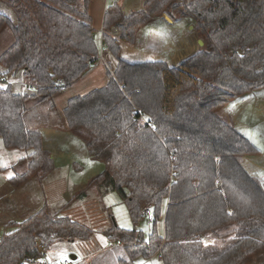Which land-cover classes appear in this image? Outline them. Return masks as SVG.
Segmentation results:
<instances>
[{"label": "trees", "instance_id": "obj_1", "mask_svg": "<svg viewBox=\"0 0 264 264\" xmlns=\"http://www.w3.org/2000/svg\"><path fill=\"white\" fill-rule=\"evenodd\" d=\"M1 1L16 15L13 23L0 14V31L8 27L13 39L0 54L3 74L21 71L35 89L26 94L0 86L2 144L27 154L26 170L8 179L10 187L41 184L54 169L41 128L25 121L32 106L48 101L64 130L82 137L105 164L88 183L116 192L133 224L151 211L147 241L111 218L107 238L130 259L160 252L163 264H264V187L242 165L243 156L260 150L218 114L264 87V0H143L128 13L110 6L101 49L89 0ZM163 14L194 23L205 47L173 66L124 61L121 43L132 44L140 27ZM112 25L117 36L108 31ZM102 52L106 63L114 61L106 83L57 108L53 97L90 71ZM7 224L12 230L0 237V264H34L53 242L92 234L47 205Z\"/></svg>", "mask_w": 264, "mask_h": 264}, {"label": "rangeland", "instance_id": "obj_2", "mask_svg": "<svg viewBox=\"0 0 264 264\" xmlns=\"http://www.w3.org/2000/svg\"><path fill=\"white\" fill-rule=\"evenodd\" d=\"M0 3L6 5L4 1L0 0ZM141 6V0H121L120 2V9L125 13L130 10H138ZM2 14L4 15V13ZM112 28H116V26L112 25L108 30L109 33L112 36H117V28V33L112 31ZM103 32L104 26L100 29V36L98 33H93L94 39L98 43L101 41L100 49L104 48L101 39ZM199 39L201 38L194 23L188 19L169 22L163 18V15H160L138 29L132 44L121 43L120 57L127 62L150 60L155 57L159 58L157 60L163 61H167V59L173 62L181 61L205 47L204 42L199 45ZM12 40L9 28H3L0 31V54L6 50ZM105 60H107L105 52L100 53L99 60L90 71L53 97L55 106L63 108L67 99L85 95L95 88L102 87L107 81L106 69L112 73L114 63L110 59H108L110 63H106ZM4 71L5 68L0 65V86L10 84L13 92L34 93L35 89L31 88L28 82L22 78L21 71L5 75ZM4 81L6 83L2 84ZM255 92L264 97V88L256 89ZM25 121L29 127L40 129L48 126L60 133L67 132L53 115L48 101L32 106L27 111ZM43 122L46 125L41 127ZM79 138L82 140L79 149L78 145L73 143H71L70 149L67 146H62V142H68L63 139L58 143L52 141L54 146L51 148H45L42 142V147L49 152L53 162L54 158H62L61 152L65 155H70L73 152L74 162H71V170L67 172L66 170H54V166V169L42 180L41 184L35 180H29L19 190H13L10 187L8 178L26 170L27 154L16 149H6L0 138V200L2 201L0 204V237L12 230L7 222H20L47 205L52 212L69 216L89 227L92 234L88 240L53 242L46 252L45 259H40L42 262L38 259L33 262L34 264H63L64 260H67L69 264H125L126 262L132 264L140 257L128 258L124 247L114 245L115 242L112 244V241L108 240L105 233L106 228L111 225L112 218L120 228L140 230L142 239L146 241L151 234L152 217L144 215L137 224H133L126 204L116 192H102L97 181L88 183L89 180L101 173L105 164L100 159L93 158L86 148V141L82 137ZM98 188L101 189L100 192ZM61 206L64 209L61 210ZM157 229L160 234L163 233V222L158 223ZM71 255H75L76 259H72ZM159 264L163 263L160 261Z\"/></svg>", "mask_w": 264, "mask_h": 264}, {"label": "crops", "instance_id": "obj_3", "mask_svg": "<svg viewBox=\"0 0 264 264\" xmlns=\"http://www.w3.org/2000/svg\"><path fill=\"white\" fill-rule=\"evenodd\" d=\"M120 2L121 0H89L88 12L91 19V27L93 29L94 34L98 33V36H100V29L103 27L104 15L107 7L118 6L120 8ZM142 3L143 0H141V5ZM0 9L1 14H6L5 16L9 17L13 23H16V15L8 4L4 5V3H0ZM157 59L159 58L155 57L153 60ZM165 62L173 66L178 64L180 61L173 62L170 61V59H167V61ZM255 91L256 89L240 97H237L229 103L225 104L222 108L218 110V114L227 122H229L237 131L243 134L253 145H255L260 150L258 155L243 156L242 165L246 169V171L264 187V97H262ZM40 131L42 134V142L45 148H51V146H54V142L52 141L58 143L59 140L62 139L68 141L67 143L62 142V146H67V148L69 149L71 143L75 144L76 146L78 145V149L79 146H81L82 140L70 131H67L66 133H60L55 129L48 127L41 128ZM61 154L62 158H54V170H66L67 172L71 170L70 165L74 159L73 152H71L70 155H65V153L63 152H61ZM68 198L70 200V197ZM62 206L60 208L61 210L64 209V207ZM109 228H111V225L108 226V228L106 229L108 230ZM102 233L104 232L102 231ZM111 243L113 244L114 242ZM114 245L121 246L119 242H115ZM124 252L126 253L125 250ZM126 255L128 258H130L127 253ZM72 256H74L76 259L75 255ZM125 259L127 258L125 257ZM160 261L161 259H159L156 255H153L148 259L140 258L138 259V261L132 262V264H141V262H143V264H153V262L154 264H159ZM125 264H131V262H126Z\"/></svg>", "mask_w": 264, "mask_h": 264}, {"label": "built area", "instance_id": "obj_4", "mask_svg": "<svg viewBox=\"0 0 264 264\" xmlns=\"http://www.w3.org/2000/svg\"><path fill=\"white\" fill-rule=\"evenodd\" d=\"M112 31H114L115 33H117L116 28H112ZM100 44H101V41H100ZM101 45H102V44H101ZM3 83H6V81H4ZM56 84H58V85H62V84H63V83H62V80H61V79L56 80ZM145 216H147V217H150V216H151V211H150L149 209L146 210V212H145ZM45 255H46V253L42 255V258H41V259H45ZM156 256H157L159 259H161V257H162L160 252H157V253H156ZM21 264H22V263H21ZM42 264H44V263H42ZM63 264H69V262H68L67 260H64Z\"/></svg>", "mask_w": 264, "mask_h": 264}, {"label": "water", "instance_id": "obj_5", "mask_svg": "<svg viewBox=\"0 0 264 264\" xmlns=\"http://www.w3.org/2000/svg\"><path fill=\"white\" fill-rule=\"evenodd\" d=\"M163 18H164L166 21L172 22V20H171L167 15H165V14H163ZM190 27H192V26H190ZM198 43H199V45H202V44H203V41H202L201 39H199V40H198ZM71 256H72V255H71ZM71 258H72V259H75L74 256H72Z\"/></svg>", "mask_w": 264, "mask_h": 264}, {"label": "snow or ice", "instance_id": "obj_6", "mask_svg": "<svg viewBox=\"0 0 264 264\" xmlns=\"http://www.w3.org/2000/svg\"><path fill=\"white\" fill-rule=\"evenodd\" d=\"M141 264H143V262H141ZM153 264H154V262H153Z\"/></svg>", "mask_w": 264, "mask_h": 264}]
</instances>
